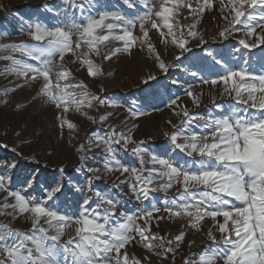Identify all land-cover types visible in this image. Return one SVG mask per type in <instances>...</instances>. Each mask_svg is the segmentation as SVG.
Masks as SVG:
<instances>
[{
	"label": "snow or ice",
	"instance_id": "1",
	"mask_svg": "<svg viewBox=\"0 0 264 264\" xmlns=\"http://www.w3.org/2000/svg\"><path fill=\"white\" fill-rule=\"evenodd\" d=\"M61 2L67 5L63 18L45 4L51 19L20 18L27 41L0 43V51L10 49L24 59L11 54L0 59L10 60L5 72L20 79L13 91L37 85L31 100L53 110L59 128H67L70 144L80 131L73 115L107 131L86 133L72 145L88 173L83 183L66 182L65 169L58 167L61 178L46 182L35 195L38 173L13 188L18 164L0 165V212L11 218L0 223V264H176L185 247L188 254L181 264H264V0H218V27L211 39H236L241 58L244 50L250 55L257 50L261 73L254 74L246 60L244 66H231L213 55V67L221 66V72L214 78L201 76L200 83L219 86V95L230 98L229 107L223 109L212 94L208 104L223 110L193 113L178 104L179 97L170 98L166 107L178 123L166 121L172 131L162 132L168 144L163 154L134 137L138 126L129 127L128 117L143 114L136 105L126 109L125 119L111 123L123 105L102 98L74 73L83 72L102 92L104 63L140 51L152 61L140 83L159 95L155 86L162 75L178 67L181 57L187 60L194 46L207 44V31L200 25L206 12L216 10L214 0H122L127 8L142 7L135 15L110 11L103 0ZM189 16L191 22L184 23ZM4 35L8 33L0 38ZM185 95L196 108L203 103L202 88L190 85ZM119 151L135 157L138 166L122 163ZM89 161L99 166H88ZM113 173L119 175L107 191L96 188V181ZM69 192L76 197L72 205L66 199ZM158 193L164 194L159 204ZM125 195L135 199L136 211L123 210ZM17 219L30 228L12 227ZM168 221L180 225L175 233L161 228ZM193 230L209 241L199 254L191 251L196 241L187 239ZM137 247L139 255L129 251Z\"/></svg>",
	"mask_w": 264,
	"mask_h": 264
},
{
	"label": "rangeland",
	"instance_id": "2",
	"mask_svg": "<svg viewBox=\"0 0 264 264\" xmlns=\"http://www.w3.org/2000/svg\"><path fill=\"white\" fill-rule=\"evenodd\" d=\"M103 2L109 6L110 11L121 10L129 15H135L137 11L142 12L143 10L140 5L137 8H127L122 4V0H103ZM152 3H156V0H152ZM45 4L54 8L63 18V10L67 5L63 4L61 0H0V34L8 33V35L0 38V43L27 41L29 39L27 32L21 34L20 18L25 21L37 17L51 19L53 14L45 11L43 7ZM214 4L216 10L206 12L200 25L207 31V44L200 47L194 46L192 52L187 54V60L181 57L178 67H174L168 74L162 75L160 84L155 86L159 95H152L153 89L146 88L140 83L142 74L152 69V61L146 59L145 54L140 51H134L131 56L123 54L119 59L104 63L105 76L103 77L104 89L102 92L96 83L85 77L83 72L74 73L78 79L89 82L92 91L99 93L102 98L123 105V107L115 110L117 116L110 121L111 123H119L120 120L125 119L127 117L126 109L131 105H136L139 112L143 114L134 118L128 117V125L130 127L133 123L136 124L138 127L134 130V137L138 140H145L153 151L158 154H163L168 148L162 132L165 129L168 131H172V129L166 121L171 120L173 124L178 123V118L171 109L166 107L170 98L179 97L178 104L186 106L193 113L207 114L208 111H212L219 114L223 109L229 107L230 98L219 95V86H201L200 83L201 76L214 78L216 73L221 72V66L213 67V55L216 60H220L223 56L231 66H244L243 62L246 60L251 65L254 74L261 73L262 62L257 50H251V55L247 50H244L241 58L240 53L236 52V49L240 47L236 39H231L228 42L211 39L218 27V21L214 19L218 16V0H214ZM6 11L11 13L7 17L5 16ZM76 15L78 16L79 13L77 12ZM189 22H191L190 16L184 23ZM23 27L26 29V24ZM235 35L239 38L242 33H236ZM152 39L154 42L157 41L155 33L152 34ZM209 53L212 55H209ZM9 54L15 59H24L19 52L13 53L10 49L0 51V56L6 57ZM70 60L71 56L69 55L65 63L69 64ZM10 64V60L0 59V101L5 99L8 101L7 104L0 103V144L9 145L7 149L0 147V165H3L6 161H15L18 164L12 175L13 188L18 187L26 176L38 173V186L34 194L39 195V188L46 186V182L52 181L54 178L56 180L61 178L58 167L65 169L63 179L66 182L72 180L83 183L88 173L84 165L80 164L72 145L77 143L78 140H83L86 133L91 135L93 132L99 131L103 134L107 129L100 125H92L87 120L79 118L78 115H73L71 118L80 124V131L75 134L77 139L70 144L68 142L69 132L66 127L64 129L59 128L53 110L39 101L31 100L36 92L37 85L33 83L15 91L12 90L15 84L20 83V79L14 74L5 72ZM72 67L74 68V66ZM192 72H196L197 76L193 77ZM173 80L178 81V83L172 84ZM165 85L167 91H165ZM190 85L195 86V90H201V88L203 90L204 99L199 108H196L191 99L185 95V91ZM212 94L216 95L217 102L223 106V109L213 108L208 104ZM18 104L20 107H17ZM205 105H208V107ZM107 110L112 111V109ZM16 132H19L20 135L17 136ZM62 132L63 134H61ZM12 147H15L17 151L12 152ZM118 159L124 164L138 166L136 158L129 153L119 151ZM88 166L99 165H93L89 161ZM118 175L119 173H113L102 176L100 180L95 182L96 188L107 191ZM125 191H127L126 188ZM157 196L158 200L156 202L159 204L162 202L164 194L158 193ZM66 199L68 204L72 205L76 197L69 192ZM121 203L123 210L134 212L137 209V202L130 195L123 196ZM10 221V217H6L0 212V223H9ZM208 226V224L204 225L205 229ZM12 227L26 230L30 228V223L25 222L23 219H17L12 222ZM179 227L178 223L171 221L161 224V228L171 233H175ZM153 230L156 231L157 229L154 228ZM72 234V230L69 229L68 236ZM65 239H67V236ZM187 239L196 241L191 251L197 254L209 244L203 233L194 230L189 232ZM129 251L135 252L137 255L140 254L138 247L129 248ZM187 254L188 249L185 247L181 250L180 256L177 257L176 264H181L183 256Z\"/></svg>",
	"mask_w": 264,
	"mask_h": 264
}]
</instances>
